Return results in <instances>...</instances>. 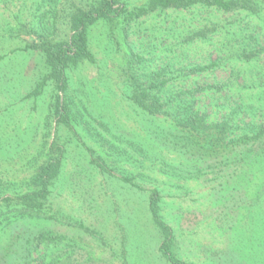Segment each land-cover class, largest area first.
<instances>
[{
	"label": "rangeland",
	"instance_id": "374dc122",
	"mask_svg": "<svg viewBox=\"0 0 264 264\" xmlns=\"http://www.w3.org/2000/svg\"><path fill=\"white\" fill-rule=\"evenodd\" d=\"M80 1L83 0H0V194H4L6 184L12 190L24 187L23 183L51 155L48 143L58 128L57 142L67 152L51 201L54 210L64 213L63 218L60 213L44 221L26 218L17 234L23 230L32 234L48 230L60 235L62 242L52 249L61 250V264H176L159 250L162 234L148 210L147 192L132 188L121 179L123 174L129 176L143 169L117 160L112 153L109 156L110 150H101L99 143L80 126L81 119L87 118L109 137L98 124L106 119L100 112L104 93L110 103L107 119L110 117L109 122L121 126L118 127L121 132L129 135L136 121L141 123L142 117L135 114L119 89L124 78L123 61L131 49L157 67L173 64L178 69L182 66V73H187L189 67L219 62L209 72L200 74L197 81L226 80L230 71L226 64L234 61L241 64L238 52L264 44V6L258 14L201 6L190 10H157L131 22L125 38L118 29L119 22L93 24L89 39L97 64L82 61L71 74L69 95L80 108L84 104L88 109L78 112L79 126L74 134L61 125L57 127L54 116L49 117V106L54 100L51 82H47L37 97L24 102L19 97L30 92L47 72L38 50L23 49L38 42L40 31L51 38L65 40L69 28L63 15L72 2ZM123 1L133 7L147 0ZM204 26L215 28L208 33V38H190L185 44L179 43ZM103 80L110 82L113 92L106 91ZM34 100L35 109H31L29 103ZM90 111L91 115L86 113ZM28 125L34 129L26 135ZM149 174L158 179L154 184L161 190L160 213L172 229L171 251L176 261L235 264L242 260L245 264H264V244H260L261 240L264 243V222L247 228L246 220L239 231L234 225L241 220L240 213L229 209L230 200L221 202V192L212 189L211 181H177L158 172ZM141 178L137 177L135 182L145 189L151 188L150 182L145 183ZM12 213L17 212L12 210ZM78 223L92 228L94 233L86 232ZM0 226L3 227V222ZM64 250L74 252L72 259L67 258L68 252ZM18 254L21 261L17 264H24L25 251ZM35 256L33 253L31 258ZM37 261L29 264H47L46 260ZM5 262L8 263L7 257L0 264Z\"/></svg>",
	"mask_w": 264,
	"mask_h": 264
},
{
	"label": "trees",
	"instance_id": "16d2710c",
	"mask_svg": "<svg viewBox=\"0 0 264 264\" xmlns=\"http://www.w3.org/2000/svg\"><path fill=\"white\" fill-rule=\"evenodd\" d=\"M196 6L224 12L245 10L258 14L264 6V0H147L133 7L127 6L123 0L72 2L63 15L69 28L65 40L51 38L40 31L37 32L38 42L28 44L23 49L38 50L44 58L47 72L30 92L19 97V101L37 97L43 93L47 82H51L54 100L49 106V117L54 116L57 127L61 125L66 131L77 133L78 112L88 109L84 104L80 108L73 96L69 95L71 74L82 61L97 64L95 53L90 47V27L100 21L115 24L119 22L118 29L125 38L131 22L140 17L152 15L157 10H190ZM214 30L213 27L204 26L179 43L185 44L190 38L196 37L206 39L209 37L208 33ZM112 45L111 43L110 46ZM263 54L264 44L240 51L237 53L240 65L235 61L226 64L230 69L226 80L200 82L197 81L199 75L209 72L219 62L189 67V72L182 73V66L178 69L173 68V64L157 67L140 52L131 49L123 61L124 78L119 83V89L120 95L131 104L135 114L142 117L141 123L136 121L134 128L129 130V135L121 132V126L114 124L116 122H109V114V120L107 119L110 103L104 93L100 112L106 115V119L98 124L109 137L94 127L87 118H80V126L92 135L101 150H110L109 156L112 153L117 160L143 169L144 172H131L129 176L122 171L121 179L132 188L147 192L148 210L162 234L159 250L168 261L194 264L191 261H176L173 257L172 229L160 213L161 190L154 184L158 180L156 176L149 174L152 171L177 181H211L212 189L221 192V202L223 199L230 200L232 205L229 209L240 213L241 220L234 225L239 231L246 225V220L247 228L254 223L264 222ZM188 78L190 82L187 84ZM101 83L106 91L113 92L108 80ZM35 102L36 100L29 103L31 109H35ZM86 113L91 115L92 112ZM99 114L104 117V114ZM49 117L45 115V118ZM44 125L47 129V123ZM32 126L25 128L26 135L33 132ZM57 131L55 130L48 143L51 155L39 165L29 181L23 183L24 187L12 190L5 183L4 194H0V223L3 222V227L1 228L2 224L0 226V261L7 257L6 264L20 262L18 252L21 251H25L24 264L35 259L38 263L46 260L47 264H61V250L52 249L62 242L60 235L48 230H38L33 234L23 230L21 234H17L27 221L26 218L44 221L53 219L58 213L63 218L64 213L54 210L51 201L67 152L57 142ZM99 158L101 159L100 154ZM89 162L92 163L90 159ZM96 165L101 166L98 162ZM137 177H142L141 180L145 183L150 182L151 188L145 189L135 182ZM12 210L17 213H12ZM229 212H226L227 216H230ZM78 225L90 234L95 231L83 223ZM9 226V229H4ZM120 231L124 232L125 229L120 226ZM260 244H264L263 240ZM65 252H68L67 258L72 259L74 252ZM33 253L37 256L32 259ZM237 262L235 264H245L242 260Z\"/></svg>",
	"mask_w": 264,
	"mask_h": 264
}]
</instances>
